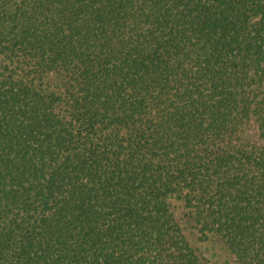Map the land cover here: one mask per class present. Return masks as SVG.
I'll return each instance as SVG.
<instances>
[{"label": "trees", "instance_id": "16d2710c", "mask_svg": "<svg viewBox=\"0 0 264 264\" xmlns=\"http://www.w3.org/2000/svg\"><path fill=\"white\" fill-rule=\"evenodd\" d=\"M0 264H264V0H0Z\"/></svg>", "mask_w": 264, "mask_h": 264}]
</instances>
